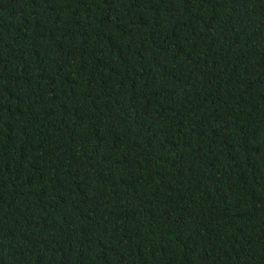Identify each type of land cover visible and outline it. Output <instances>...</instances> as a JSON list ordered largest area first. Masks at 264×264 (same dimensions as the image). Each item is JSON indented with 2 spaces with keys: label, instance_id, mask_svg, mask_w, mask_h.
I'll use <instances>...</instances> for the list:
<instances>
[{
  "label": "trees",
  "instance_id": "16d2710c",
  "mask_svg": "<svg viewBox=\"0 0 264 264\" xmlns=\"http://www.w3.org/2000/svg\"><path fill=\"white\" fill-rule=\"evenodd\" d=\"M0 264H264V0H0Z\"/></svg>",
  "mask_w": 264,
  "mask_h": 264
}]
</instances>
